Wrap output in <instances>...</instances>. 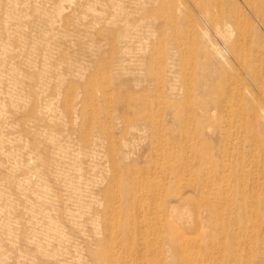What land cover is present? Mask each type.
Instances as JSON below:
<instances>
[{"label":"rangeland","instance_id":"374dc122","mask_svg":"<svg viewBox=\"0 0 264 264\" xmlns=\"http://www.w3.org/2000/svg\"><path fill=\"white\" fill-rule=\"evenodd\" d=\"M0 72V264H264L263 12L0 0Z\"/></svg>","mask_w":264,"mask_h":264},{"label":"bare ground","instance_id":"6f19581e","mask_svg":"<svg viewBox=\"0 0 264 264\" xmlns=\"http://www.w3.org/2000/svg\"><path fill=\"white\" fill-rule=\"evenodd\" d=\"M3 2V1H2ZM244 2L247 4V6L248 7H250L252 10H254V12H256V13H260V14H262V12L264 13V7H263V5H262V8L258 5H256L255 3H254V0H244ZM4 3V2H3ZM12 3V2H11ZM14 3V2H13ZM114 4V3H113ZM13 6V5H12ZM57 6H58V4H57ZM139 6V5H138ZM129 7V6H128ZM246 7V6H245ZM9 8V7H8ZM56 8H54V10H55ZM7 10V9H6ZM9 10V9H8ZM7 10V11H8ZM128 10V9H127ZM11 11V10H10ZM18 11V10H17ZM22 12V11H21ZM85 12V11H84ZM11 14V13H10ZM108 14V13H107ZM106 14V15H107ZM136 14V13H135ZM251 14V13H250ZM216 15H218V14H216ZM252 15V14H251ZM21 16V15H20ZM209 16V15H208ZM253 16V15H252ZM107 17H109L108 15H107ZM113 17V16H112ZM21 18V17H20ZM4 21V20H3ZM108 21V20H107ZM228 22H230V21H228ZM231 23V22H230ZM105 24V23H104ZM229 23H227V24H225L224 26H225V28H227V29H231L232 27H230V25H228ZM131 25V24H130ZM140 25V24H139ZM206 26V25H205ZM260 26H262V25H260ZM149 27V26H148ZM234 27V26H233ZM217 28H220V24H219V27H217ZM216 28V29H217ZM107 29V28H106ZM227 29H225V30H227ZM206 31V30H205ZM219 31V30H218ZM232 31H233V29H232ZM104 32V31H103ZM227 32V31H226ZM230 33V32H229ZM236 33V32H235ZM234 33V31H233V34H235ZM219 36V35H218ZM221 36V35H220ZM219 36V37H220ZM232 36H234V35H232ZM222 38H223V35H222ZM221 38V39H222ZM225 38H227V37H225ZM228 38H230L229 36H228ZM221 39H219V40H221ZM224 39V38H223ZM232 39V38H231ZM208 41H209V39H208ZM223 41V40H222ZM221 41V42H222ZM226 41V40H225ZM233 41V40H232ZM224 42V41H223ZM209 43H210V41H209ZM211 44H212V42H211ZM228 44H229V41H228ZM229 45H231V44H229ZM228 45V46H229ZM213 46V45H212ZM227 46V45H226ZM226 46H224V47H226ZM205 47V46H204ZM214 47V46H213ZM213 47H212V49H213ZM207 48V47H206ZM214 48H216V47H214ZM218 48H219V46H218ZM221 49V48H220ZM220 49H218V50H220ZM227 49V48H226ZM229 49V48H228ZM214 50V49H213ZM217 50V52H219ZM215 51H216V49H215ZM221 51V50H220ZM214 54L216 53V52H213ZM221 53V52H220ZM220 53H218L219 55H221ZM224 53V52H223ZM222 53V54H223ZM217 54V55H218ZM218 55V56H219ZM225 55V54H224ZM224 55H222L223 57H224ZM221 57V56H220ZM45 70V69H44ZM1 73V72H0ZM46 83V82H45ZM170 82H168V84H169ZM201 83V82H200ZM174 86V85H173ZM263 86V85H262ZM247 103H249V102H247ZM252 107V106H251ZM260 110H262V109H260ZM264 111V110H263ZM260 112V111H259ZM263 113V112H262ZM261 113V114H262ZM264 116V115H263ZM262 116V117H263ZM249 160H251L249 163H253L254 161H252V157L250 156L249 158H248ZM252 166V165H251ZM263 167V166H262ZM259 169L261 170V168H260V166H259ZM263 170H264V167H263ZM69 184V183H68ZM72 185V184H71ZM174 211V210H173ZM179 213V212H178ZM0 217H2V216H0ZM1 225V224H0ZM51 228H53V227H51ZM57 228V227H56ZM54 229V233H55V235L54 236H56V237H58L61 241H65L64 240V237L62 236V233L60 232V230H58V229ZM151 236V235H150ZM168 236H170V235H168ZM167 236V237H168ZM166 237V236H165ZM258 240H260V242L262 243V244H264V236H260L259 237V239ZM263 252H264V250H263ZM182 256V255H181ZM185 256V255H184ZM184 258V257H183ZM171 259H172V261L173 262H175V264H182V263H184V260H185V258L183 259V260H179V259H177V258H173V257H171ZM156 262H157V259H156ZM169 263H171V262H169Z\"/></svg>","mask_w":264,"mask_h":264}]
</instances>
